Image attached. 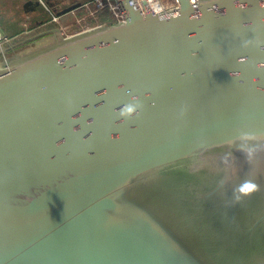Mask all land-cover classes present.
Listing matches in <instances>:
<instances>
[{"label": "water", "instance_id": "water-1", "mask_svg": "<svg viewBox=\"0 0 264 264\" xmlns=\"http://www.w3.org/2000/svg\"><path fill=\"white\" fill-rule=\"evenodd\" d=\"M115 1L0 67V264H264V0Z\"/></svg>", "mask_w": 264, "mask_h": 264}, {"label": "crops", "instance_id": "crops-1", "mask_svg": "<svg viewBox=\"0 0 264 264\" xmlns=\"http://www.w3.org/2000/svg\"><path fill=\"white\" fill-rule=\"evenodd\" d=\"M30 1L39 0H0V29L13 40L18 41L20 38L24 44L27 42L41 43L40 45L43 46L55 41L57 37L68 36L66 31L70 29V23L74 20L72 25L77 24L82 28L94 26L98 22L97 20L90 23V19L78 12L80 9L62 15L55 12V9L60 11L76 2H81L83 5L91 0H40L41 6L33 4L30 9H26V4ZM82 10L84 11V9ZM98 14L102 23L111 24V20L109 21L111 13L108 9H103ZM77 32L79 31L74 33Z\"/></svg>", "mask_w": 264, "mask_h": 264}, {"label": "built area", "instance_id": "built-area-1", "mask_svg": "<svg viewBox=\"0 0 264 264\" xmlns=\"http://www.w3.org/2000/svg\"><path fill=\"white\" fill-rule=\"evenodd\" d=\"M150 3V9L154 14H163L168 12V10L170 9H176L179 6V1L178 0H169L168 5L166 6V8H162L160 9V11H156V5H160L161 3H163V0H148ZM192 3L194 5H197L198 2L200 0H191ZM141 0H135L136 4H140ZM80 8L84 9L82 16L90 19V23H93L94 21H97V24L94 26H86L82 29L83 30H87V29H91L94 27H98L101 25H105L104 23H102L98 16L101 12V10H105L108 9V11L111 13L110 15V19L111 20V24L112 23H117V22H122L124 20V15L121 13V11L119 10V7L116 3L115 0H91L90 2L83 4ZM86 21V19L84 20V22ZM9 37L6 36L2 30L0 29V49L3 47L5 41L8 39Z\"/></svg>", "mask_w": 264, "mask_h": 264}, {"label": "rangeland", "instance_id": "rangeland-1", "mask_svg": "<svg viewBox=\"0 0 264 264\" xmlns=\"http://www.w3.org/2000/svg\"><path fill=\"white\" fill-rule=\"evenodd\" d=\"M79 9H80V11L78 10V12L83 14L82 8H79ZM74 22H75V20L70 23L71 26H70V29H68L66 31L67 32L66 35H72L71 33H74L76 31H79V32L82 31L83 28L80 27L79 25H77V24L72 25ZM40 44L41 43L31 44L28 42L24 44L21 42L20 38L18 39V41L13 40L11 38H8L5 41L3 47L0 49V67L5 66L16 55H21L23 52L26 53L27 51H31V50H34V49L40 47L41 46Z\"/></svg>", "mask_w": 264, "mask_h": 264}, {"label": "clouds", "instance_id": "clouds-1", "mask_svg": "<svg viewBox=\"0 0 264 264\" xmlns=\"http://www.w3.org/2000/svg\"><path fill=\"white\" fill-rule=\"evenodd\" d=\"M157 12L160 11L159 8L155 9ZM133 111V109L131 107L127 108V112L131 113ZM249 162H251V159L254 155V153L257 151L256 146H249V147H244L242 149ZM260 189V185L258 183H256L254 180L252 179H244L235 189H234V201L236 203L241 202L242 198L244 197H251L253 194L259 192Z\"/></svg>", "mask_w": 264, "mask_h": 264}, {"label": "bare ground", "instance_id": "bare-ground-1", "mask_svg": "<svg viewBox=\"0 0 264 264\" xmlns=\"http://www.w3.org/2000/svg\"><path fill=\"white\" fill-rule=\"evenodd\" d=\"M168 3H169V0H163V3H161L160 5H156V8H159V9L166 8Z\"/></svg>", "mask_w": 264, "mask_h": 264}, {"label": "flooded vegetation", "instance_id": "flooded-vegetation-1", "mask_svg": "<svg viewBox=\"0 0 264 264\" xmlns=\"http://www.w3.org/2000/svg\"><path fill=\"white\" fill-rule=\"evenodd\" d=\"M28 52V51H27Z\"/></svg>", "mask_w": 264, "mask_h": 264}]
</instances>
